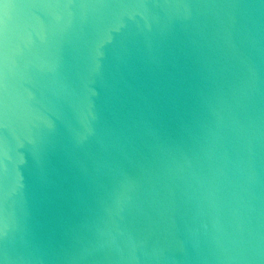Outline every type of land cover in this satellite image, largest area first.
I'll list each match as a JSON object with an SVG mask.
<instances>
[{"label": "water", "instance_id": "water-1", "mask_svg": "<svg viewBox=\"0 0 264 264\" xmlns=\"http://www.w3.org/2000/svg\"><path fill=\"white\" fill-rule=\"evenodd\" d=\"M0 264H264V0H0Z\"/></svg>", "mask_w": 264, "mask_h": 264}]
</instances>
